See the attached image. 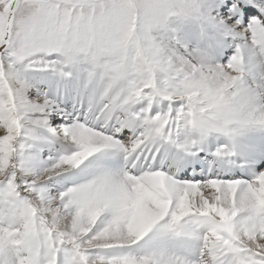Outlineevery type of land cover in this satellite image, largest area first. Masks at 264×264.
<instances>
[{"label": "snow or ice", "instance_id": "obj_1", "mask_svg": "<svg viewBox=\"0 0 264 264\" xmlns=\"http://www.w3.org/2000/svg\"><path fill=\"white\" fill-rule=\"evenodd\" d=\"M0 264H264V0H0Z\"/></svg>", "mask_w": 264, "mask_h": 264}]
</instances>
